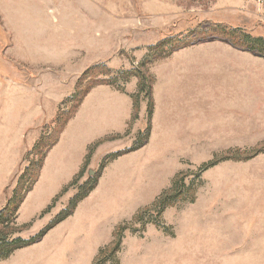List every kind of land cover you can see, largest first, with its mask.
Segmentation results:
<instances>
[{
	"label": "rangeland",
	"instance_id": "374dc122",
	"mask_svg": "<svg viewBox=\"0 0 264 264\" xmlns=\"http://www.w3.org/2000/svg\"><path fill=\"white\" fill-rule=\"evenodd\" d=\"M240 35L264 43V0H0V244L38 234L135 143L143 74L153 102L147 142L0 264H264V53Z\"/></svg>",
	"mask_w": 264,
	"mask_h": 264
},
{
	"label": "trees",
	"instance_id": "16d2710c",
	"mask_svg": "<svg viewBox=\"0 0 264 264\" xmlns=\"http://www.w3.org/2000/svg\"><path fill=\"white\" fill-rule=\"evenodd\" d=\"M192 38H194L196 36V34H193L192 33ZM242 35H240L237 40L235 42H232L229 40V42L231 44H233L234 46L236 47H240V48H243V49H248V50H252V51H255L257 53H260V54H263L264 53V43L261 42L260 40H256V41H252V40H249V39H245L241 37ZM196 39V38H195ZM194 40V39H193ZM183 41H179V40H176V39H172L171 42L169 44L171 45H175V44H179L177 47L181 46V43ZM186 44H191L190 42L186 43ZM184 44V45H186ZM155 49V48H154ZM103 67V66H101ZM138 87H139V93L138 94H142L144 93L145 94V97L146 99L148 100L147 102V121H146V125L144 127V129L142 130V132H140V134L138 135L135 143L127 148V149H123V150H120V151H116L114 153H111V154H108L106 155L101 163H100V166H99V169L98 171L96 172V175L95 177L92 179V180H89L87 181L83 187L79 190V193H77L76 196H74L70 201H69V204L67 206L66 209L62 210L43 230H41L38 234H36L35 236L31 237L30 239L28 240H21V239H17L15 241H12V242H6V241H3L1 242L0 244V258L1 257H5V256H8V254H10L13 250H16V249H19V248H23L25 246H29L31 244H34L38 241H40L42 239V237L47 233L48 230H50L53 226H55L56 224H58L59 222L63 221L67 216H69L73 210L76 208L77 204L83 199L86 197V195L93 189V187L95 186L96 184V180L99 176V174H101V171L103 170V168L111 161H113L114 159H116L117 157L121 156V155H124V154H127L129 152H132V151H135L137 149H139L141 146H143L148 138H149V134H150V129H151V117H152V113H153V110H152V107H153V102H152V97H151V78L149 77H146L145 74L141 75V77L138 78ZM115 78H109V79H106V80H101L98 82L99 84H112L115 82ZM73 99V98H72ZM137 99L138 97L135 96V100L134 101V110L135 112L137 111ZM71 109V108H70ZM70 109L67 110L66 112V116L68 114V112H70ZM57 128V127H56ZM55 128V129H56ZM101 141L103 140H100L98 141L97 143H100ZM57 142V137L56 139L52 142V145L55 144ZM45 144V143H44ZM41 145V144H40ZM41 148V146H40ZM254 154H258V153H261V152H264V143H262L261 145L255 147L252 151ZM231 153V151H230ZM43 159H44V156H42L39 160L38 163H36L35 165H37V169L39 170L42 163H43ZM32 166H34L32 164ZM207 166V165H205ZM37 177V176H36ZM34 177V178H36ZM34 181V180H33ZM26 181L22 182V184L20 183V186L19 188H17V191L14 195L13 198L17 197V193L21 192V189L25 186L26 187ZM29 185V184H28ZM27 185V186H28ZM22 186V188H21ZM28 188V189H27ZM29 188L30 186L26 187L24 189V192L26 191H29ZM22 197H19V200H21ZM17 200V201H19ZM22 201V200H21ZM12 213H13V210H12Z\"/></svg>",
	"mask_w": 264,
	"mask_h": 264
},
{
	"label": "crops",
	"instance_id": "0c3cea01",
	"mask_svg": "<svg viewBox=\"0 0 264 264\" xmlns=\"http://www.w3.org/2000/svg\"><path fill=\"white\" fill-rule=\"evenodd\" d=\"M112 114L114 113V111H112L111 112ZM110 114V113H109ZM115 114L116 115H119V113H117V112H115ZM113 117H114V114L112 115ZM122 117H125V115H122ZM115 118V117H114ZM126 118V117H125ZM124 118V119H125ZM99 131H89V135H84V133L82 132V131H80V133H79V131H67V133L66 134H72V136L74 137V136H76V138H81L82 137V139L84 138V140L82 141L83 143H86V142H93V141H95V140H99V139H101V138H104L105 136H100V135H97V133H98ZM106 132H112V131H106ZM113 132H116V133H120V131H113ZM75 134V135H74ZM112 134V133H111ZM64 136V135H63ZM107 136V135H106ZM95 137V138H94ZM85 138L86 139H88V140H85Z\"/></svg>",
	"mask_w": 264,
	"mask_h": 264
}]
</instances>
